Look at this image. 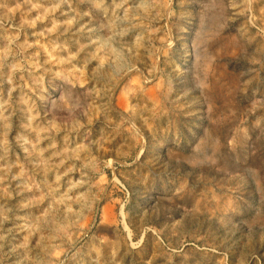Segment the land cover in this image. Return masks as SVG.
<instances>
[{"label": "rangeland", "instance_id": "obj_1", "mask_svg": "<svg viewBox=\"0 0 264 264\" xmlns=\"http://www.w3.org/2000/svg\"><path fill=\"white\" fill-rule=\"evenodd\" d=\"M0 264H264V0H0Z\"/></svg>", "mask_w": 264, "mask_h": 264}]
</instances>
